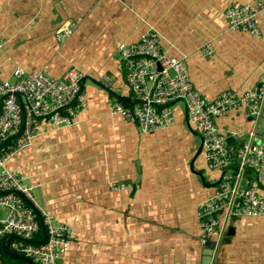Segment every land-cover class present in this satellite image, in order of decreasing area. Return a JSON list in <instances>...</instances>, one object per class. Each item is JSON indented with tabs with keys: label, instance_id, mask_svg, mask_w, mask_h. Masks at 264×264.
<instances>
[{
	"label": "crops",
	"instance_id": "1",
	"mask_svg": "<svg viewBox=\"0 0 264 264\" xmlns=\"http://www.w3.org/2000/svg\"><path fill=\"white\" fill-rule=\"evenodd\" d=\"M234 3L264 0H0L1 80L14 81L16 68L55 79L70 68L83 74L88 110L80 121L58 130L42 121L32 147L6 164L71 228L63 264H203L196 206L221 172L208 168L184 103L173 102L170 128L142 134L135 121L112 115L109 102L133 105L118 47L138 43L149 27L169 55L186 57L208 101L253 88L264 71V12L260 36L231 32L225 12ZM215 123L238 133L230 142L241 145L253 120L239 108ZM213 264H264V216L231 220Z\"/></svg>",
	"mask_w": 264,
	"mask_h": 264
},
{
	"label": "built area",
	"instance_id": "2",
	"mask_svg": "<svg viewBox=\"0 0 264 264\" xmlns=\"http://www.w3.org/2000/svg\"><path fill=\"white\" fill-rule=\"evenodd\" d=\"M263 12V4H232L225 12L228 30L260 36L257 19ZM4 46L5 42L0 41V51ZM118 54L134 103L127 107L112 100L110 113L125 121H135L142 134H151L173 125L172 104L182 101L190 125L202 138L208 168L221 172L213 194L196 206L202 241L214 240L219 248L231 220L264 216V141L257 142L264 118V71L257 84L241 96L224 92L208 101L194 88L186 57L169 55L154 27H149L138 43H122ZM13 76L14 81L0 79V146L22 126L24 130L0 149V210L5 211L0 217V264H22L6 261L3 244L10 236L20 238L11 242L12 250L34 264H63L74 239L71 228L43 210L23 172L8 169L6 164L32 147L42 121L54 130L80 121L88 110L83 74L70 68L55 79L43 70L30 74L16 68ZM239 108L247 110L253 125L244 134L246 140L236 145L230 139L238 133H223L215 122ZM43 226L47 238L37 244L42 239L37 237Z\"/></svg>",
	"mask_w": 264,
	"mask_h": 264
},
{
	"label": "water",
	"instance_id": "3",
	"mask_svg": "<svg viewBox=\"0 0 264 264\" xmlns=\"http://www.w3.org/2000/svg\"><path fill=\"white\" fill-rule=\"evenodd\" d=\"M18 101L19 103L21 104V106L23 107V104H22V100H21V97L18 96ZM23 114H24V110H23ZM263 116H264V113H263ZM24 120H25V114H24ZM262 124H264V120L262 122ZM262 126V125H261ZM24 130V126H22L21 130L19 132H17L15 135H13L12 137H10L6 142H4L1 146H0V149L7 143L13 141L15 138H17ZM202 146H203V142H202ZM23 197V196H22ZM46 238H47V232H46V229L45 227L43 226L42 227V239L37 241L36 243L37 244H41V243H44L46 241ZM14 239H20L16 236H10L8 237L5 241H4V244H3V252L4 254L11 260L13 261H16L18 263H27V264H34L33 261L19 253H16L15 251L12 250L11 248V242L14 240ZM206 245V252H205V258L203 259V264H213V260L216 256V253H217V250L218 248L215 246V243L213 241H207L205 243Z\"/></svg>",
	"mask_w": 264,
	"mask_h": 264
},
{
	"label": "rangeland",
	"instance_id": "4",
	"mask_svg": "<svg viewBox=\"0 0 264 264\" xmlns=\"http://www.w3.org/2000/svg\"><path fill=\"white\" fill-rule=\"evenodd\" d=\"M181 105V104H180ZM6 261L8 262V263H16V261H13V260H11V259H6ZM24 264H27V263H25V262H23Z\"/></svg>",
	"mask_w": 264,
	"mask_h": 264
},
{
	"label": "trees",
	"instance_id": "5",
	"mask_svg": "<svg viewBox=\"0 0 264 264\" xmlns=\"http://www.w3.org/2000/svg\"><path fill=\"white\" fill-rule=\"evenodd\" d=\"M39 238H42V230H41V232H40V234H39V237H37V240H38ZM5 258L8 259L7 256H5ZM16 263H18V262H16ZM22 264H24V263H22Z\"/></svg>",
	"mask_w": 264,
	"mask_h": 264
}]
</instances>
